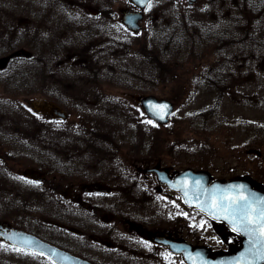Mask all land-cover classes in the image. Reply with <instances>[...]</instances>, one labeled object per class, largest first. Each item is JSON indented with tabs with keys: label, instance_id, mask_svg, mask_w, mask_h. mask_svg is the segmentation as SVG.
I'll list each match as a JSON object with an SVG mask.
<instances>
[{
	"label": "rangeland",
	"instance_id": "obj_1",
	"mask_svg": "<svg viewBox=\"0 0 264 264\" xmlns=\"http://www.w3.org/2000/svg\"><path fill=\"white\" fill-rule=\"evenodd\" d=\"M122 7L129 0H0V60L21 48L33 55L0 70V98L56 101L68 112L42 128L43 116L33 111L34 135L42 130L34 145L63 144L89 157L97 131L114 141L116 174L121 161L134 168L138 147H159L180 167L185 159L164 148L186 152L215 179L253 170L252 180L264 176V0H152L136 32L122 24ZM79 12L84 21L74 27ZM216 84L231 89L219 105ZM98 89L111 102L92 107ZM131 94L171 99V120L158 125ZM193 220L195 232L202 217Z\"/></svg>",
	"mask_w": 264,
	"mask_h": 264
},
{
	"label": "flooded vegetation",
	"instance_id": "obj_2",
	"mask_svg": "<svg viewBox=\"0 0 264 264\" xmlns=\"http://www.w3.org/2000/svg\"><path fill=\"white\" fill-rule=\"evenodd\" d=\"M151 2L141 9L129 0L130 7L120 9L121 21L125 11H139L144 20ZM74 9L70 7L68 13ZM81 15L80 12L74 15L72 26L78 27V21H84ZM219 85L213 87L217 92L216 105L231 90L228 84ZM12 86L22 87V84L15 81ZM98 90L96 100L87 102L92 107L111 102ZM32 102L0 98V264H54L46 255L12 243L15 233L34 235L92 264H187L183 252L189 246L205 248L212 257L236 256L244 249V235L224 221L193 214L198 210L188 205L179 191L160 180L158 171L173 181L187 168L206 171L211 180L215 179L209 170L194 168L186 152L164 148L169 150L167 154L185 159V165L180 167L178 162L161 157L163 152L159 147H138L132 153L137 157L134 168L121 161L117 164L121 171L116 174L112 154L118 151L114 141L97 131L90 132L89 157L63 144L37 146L36 133L42 134V130L39 128L34 135L32 113L39 111ZM43 102L66 112L56 101ZM39 113L44 118L42 128L68 117V112L66 118L54 117L49 111ZM58 132L64 139V131ZM249 152L258 157L262 154L254 148ZM255 173L253 170L229 179L246 180L264 192V176L255 175L252 180ZM117 180L122 181L118 188L107 183ZM194 215L202 217L201 223H197L199 227L195 225V232ZM212 226L216 230H210ZM236 257L238 260L239 256Z\"/></svg>",
	"mask_w": 264,
	"mask_h": 264
},
{
	"label": "water",
	"instance_id": "obj_3",
	"mask_svg": "<svg viewBox=\"0 0 264 264\" xmlns=\"http://www.w3.org/2000/svg\"><path fill=\"white\" fill-rule=\"evenodd\" d=\"M140 8H145L150 0H132ZM195 0H190L192 3ZM140 12H126L124 23L132 30H138ZM31 53L20 49L0 60V68L16 56H30ZM144 107L146 113L159 123H166L173 112V104L167 99L154 95H132ZM41 111H49L54 117L66 118V113L54 104L33 103ZM161 181L172 189L180 191L185 201L208 216L228 223L233 229L246 237L244 249L236 256H208L202 248L185 249L184 257L188 264H261L264 261V192L255 189L242 179L228 181L214 180L206 172L185 170L171 181L159 172ZM251 221V222H249ZM12 243L25 249L45 254L56 264H92L91 262L55 247L31 234L15 233ZM174 248V244L170 243ZM261 256V257H260Z\"/></svg>",
	"mask_w": 264,
	"mask_h": 264
},
{
	"label": "snow or ice",
	"instance_id": "obj_4",
	"mask_svg": "<svg viewBox=\"0 0 264 264\" xmlns=\"http://www.w3.org/2000/svg\"><path fill=\"white\" fill-rule=\"evenodd\" d=\"M249 222H251V221H249Z\"/></svg>",
	"mask_w": 264,
	"mask_h": 264
}]
</instances>
